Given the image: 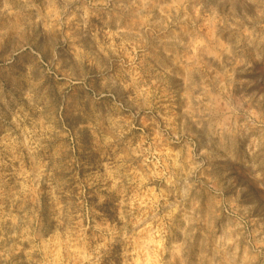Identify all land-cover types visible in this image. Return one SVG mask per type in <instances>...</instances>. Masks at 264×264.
I'll list each match as a JSON object with an SVG mask.
<instances>
[{
    "label": "rangeland",
    "instance_id": "rangeland-1",
    "mask_svg": "<svg viewBox=\"0 0 264 264\" xmlns=\"http://www.w3.org/2000/svg\"><path fill=\"white\" fill-rule=\"evenodd\" d=\"M0 264H264V0H0Z\"/></svg>",
    "mask_w": 264,
    "mask_h": 264
}]
</instances>
